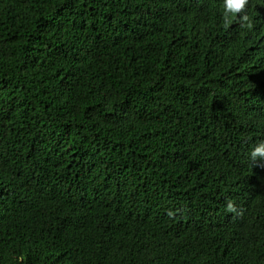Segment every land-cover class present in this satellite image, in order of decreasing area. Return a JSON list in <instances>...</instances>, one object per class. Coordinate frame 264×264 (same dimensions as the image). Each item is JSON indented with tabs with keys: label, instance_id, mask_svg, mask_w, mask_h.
Wrapping results in <instances>:
<instances>
[{
	"label": "trees",
	"instance_id": "1",
	"mask_svg": "<svg viewBox=\"0 0 264 264\" xmlns=\"http://www.w3.org/2000/svg\"><path fill=\"white\" fill-rule=\"evenodd\" d=\"M223 12L0 0V264H264V0Z\"/></svg>",
	"mask_w": 264,
	"mask_h": 264
},
{
	"label": "clouds",
	"instance_id": "2",
	"mask_svg": "<svg viewBox=\"0 0 264 264\" xmlns=\"http://www.w3.org/2000/svg\"><path fill=\"white\" fill-rule=\"evenodd\" d=\"M249 0H223V17L225 24L230 23V16H236L238 14L244 13ZM241 20L248 22L247 27L251 28L252 24L249 22V17L247 15H241ZM257 156L264 158V142L259 143L252 152V157ZM228 210L234 211L233 204H228Z\"/></svg>",
	"mask_w": 264,
	"mask_h": 264
}]
</instances>
